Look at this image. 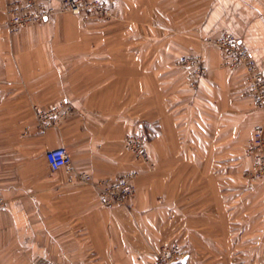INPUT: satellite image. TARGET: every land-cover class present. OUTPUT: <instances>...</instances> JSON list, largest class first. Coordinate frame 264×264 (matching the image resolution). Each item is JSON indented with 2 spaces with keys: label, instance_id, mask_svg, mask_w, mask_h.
Segmentation results:
<instances>
[{
  "label": "crops",
  "instance_id": "0c3cea01",
  "mask_svg": "<svg viewBox=\"0 0 264 264\" xmlns=\"http://www.w3.org/2000/svg\"><path fill=\"white\" fill-rule=\"evenodd\" d=\"M7 1L0 0V264H155L161 247L186 244L226 258L227 225L234 264H264V179L243 185L252 166L246 146L264 111L247 95L246 71L224 69L223 53L208 44L236 36L264 74V0H107L114 20L105 25L66 14L15 35ZM195 53L208 74L192 90L180 69L171 106L162 105L163 68ZM64 103L71 112L62 120ZM35 107H58L57 125L41 130ZM131 135L144 140L156 173L126 148ZM60 147L72 156L71 172L47 164L46 153ZM196 159L200 176L233 183L215 188L219 217L206 219L224 233L190 229L193 208L181 195L195 189L178 179L195 177ZM133 171L134 198L104 207L99 184ZM186 255L183 264H193Z\"/></svg>",
  "mask_w": 264,
  "mask_h": 264
},
{
  "label": "built area",
  "instance_id": "2783aa9c",
  "mask_svg": "<svg viewBox=\"0 0 264 264\" xmlns=\"http://www.w3.org/2000/svg\"><path fill=\"white\" fill-rule=\"evenodd\" d=\"M72 14L78 17H109L110 10L105 0H63L58 6L51 5L45 0H10L7 6V29L10 35H15L22 29L35 24H42L53 17L63 14ZM208 44L218 48L223 54V66L230 71L244 69L247 75V95L252 97L255 106L264 111V74L250 54L244 42L232 34L225 33L219 38L209 40ZM179 68L187 73L189 87L196 90L198 83L208 74L205 60L202 55L193 54L182 56L177 62ZM67 103L61 105L62 120L68 113L64 111ZM38 127L47 130L58 123V107L45 111L35 107ZM126 148L139 161L149 164V153L144 140L138 135L126 138ZM247 155L254 159V165L247 177L250 180L264 178V126L256 125L253 137L247 143ZM46 161L52 172L61 169L73 171V159L65 147L50 150L46 153ZM76 178L82 182H90L88 173H79ZM137 173L120 175L117 179L107 180L99 184V197L106 208L126 206L135 196L134 180ZM6 201L0 195V210L5 208ZM187 255L177 246H163L156 253L155 264H180Z\"/></svg>",
  "mask_w": 264,
  "mask_h": 264
},
{
  "label": "rangeland",
  "instance_id": "374dc122",
  "mask_svg": "<svg viewBox=\"0 0 264 264\" xmlns=\"http://www.w3.org/2000/svg\"><path fill=\"white\" fill-rule=\"evenodd\" d=\"M10 0L7 1V6ZM63 1V0H61ZM109 10H110V16L109 17H100V16H91V17H86V18H82V17H78V16H74L72 14H67V15H72L74 17H77L79 19H81L84 23L89 24V23H96V24H107L111 21L114 20V13H113V9L111 7V4H109V2L107 0H105ZM7 6H6V10H7ZM66 15V14H63ZM105 27V26H104ZM104 40H106V37L104 38ZM216 48V47H215ZM218 49V48H217ZM219 50V49H218ZM200 55V54H199ZM178 62V60H177ZM177 62H173L171 65H169L168 67H164L163 68V82H162V88H163V93L161 94V99H162V105L164 106H168L170 107V92H171V84L172 82L176 81L174 80L175 77L177 79L178 74L182 73V71H180L181 68H179ZM222 67L223 66V61H222ZM226 69V68H224ZM183 70V69H181ZM229 70V69H228ZM155 96L156 94L152 96L148 97L147 103H148V108H153V106L155 105ZM172 111V109H171ZM185 147V146H184ZM183 147H181L182 149ZM191 151H193V153L196 154V149L195 147H191ZM185 149V148H184ZM246 154H247V146H246ZM131 155H133V153H131ZM134 156V155H133ZM248 156V155H247ZM201 157V155H200ZM249 158H251L252 160V166H251V170L253 168L254 165V159L250 156H248ZM134 158L136 159V157L134 156ZM137 163L142 165V167L144 168V170H146L148 173L150 174H154L157 171H155L154 166L151 162V159L149 158V164H146L141 161H139L138 159ZM171 164V163H169ZM202 164V159H196V167L195 169H192L191 167H183L182 171L184 170H194L195 173V177H190V178H179L178 180L181 182L179 184L183 185L184 187L188 186V187H193L195 189V193L193 194H183L181 195V201L189 204V207L192 209L193 208V217L192 219L190 218V229H192V231L194 232V234L197 232L199 234L202 235V233L206 232V233H210L212 236L213 235H217L219 233H224V230L222 229L223 227H219L218 225H209L208 223H206V219L208 217H211L210 219H218L219 217V212H220V208H221V204H220V199L217 193H215V188L221 183L222 184H226V185H232L233 183H231V180H225L223 178H210V179H206L202 176H200L202 174V167L200 166ZM198 168V170H197ZM218 169V167H217ZM139 172V171H138ZM137 171H133L131 173H137V178L134 180V184L135 187L137 185V182L140 178V174ZM167 172V171H166ZM169 174V171L167 172ZM193 173V171H192ZM129 174V173H128ZM248 175V173H247ZM244 176L243 178V185H250V184H256L257 181H261L263 179H258V180H250L248 177ZM164 179V178H163ZM168 180V179H167ZM207 184L208 186H210L211 189V193L208 195H203L202 194V189L201 186ZM205 199V200H204ZM208 199V200H206ZM244 217V215L242 216ZM226 234L229 237L228 241H227V257L226 258H221L220 256H218L216 253H205V251H203L202 247H198L197 249H194L192 247V245L190 244H186V245H172V246H177L179 249H181L184 253L188 254L189 253L194 256L193 257V261L191 263L193 264H234L236 259L233 256H229L230 255V250L234 249L232 246V233L233 231V226H226ZM188 256V255H187ZM244 261V260H243Z\"/></svg>",
  "mask_w": 264,
  "mask_h": 264
},
{
  "label": "trees",
  "instance_id": "16d2710c",
  "mask_svg": "<svg viewBox=\"0 0 264 264\" xmlns=\"http://www.w3.org/2000/svg\"><path fill=\"white\" fill-rule=\"evenodd\" d=\"M45 1H46V0H45ZM46 2H47V1H46ZM47 3H49V2H47ZM49 4H51V3H49ZM51 5H53V4H51ZM195 54H196V53H195ZM190 55H193V54H190ZM188 83H189V82H188ZM145 140H146V142H147L148 139H145ZM184 261H185V260H183L180 264H183Z\"/></svg>",
  "mask_w": 264,
  "mask_h": 264
}]
</instances>
